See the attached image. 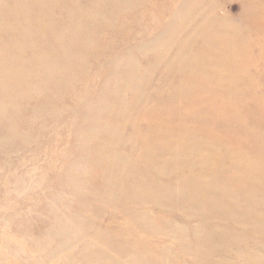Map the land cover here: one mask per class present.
<instances>
[{"label": "rangeland", "instance_id": "1", "mask_svg": "<svg viewBox=\"0 0 264 264\" xmlns=\"http://www.w3.org/2000/svg\"><path fill=\"white\" fill-rule=\"evenodd\" d=\"M252 82L264 107V0H0V264H264V117L240 109L235 141L204 103L142 116L181 93L239 104Z\"/></svg>", "mask_w": 264, "mask_h": 264}, {"label": "bare ground", "instance_id": "2", "mask_svg": "<svg viewBox=\"0 0 264 264\" xmlns=\"http://www.w3.org/2000/svg\"><path fill=\"white\" fill-rule=\"evenodd\" d=\"M205 22L212 23L210 20H207V19H205ZM203 24H204V22H202L200 25L196 26V32L198 33V30H199V32H201L200 35H204V36H207V37L213 36V32H211L210 30L203 31ZM188 40L190 41V37L188 38ZM186 57H187V54H184L183 51H182L179 54L178 58L175 60V62L172 64V66H173L172 69L174 68V69H177L179 71H182L181 73L185 77H188L189 74H191V73H190V69L188 68V66H189L188 62L185 59ZM182 60L186 61V63H184ZM123 64L121 66H122V68L126 67L127 70H124V71L127 73L126 76L128 78H131L132 81H133V80H137L138 77H139V80H140L139 72H138V70H136L134 61L129 60L126 65L123 66ZM197 65H198V61H197ZM121 66H120V69H121ZM229 66L232 67V64H229ZM237 66L239 68H243L244 67L242 65H237ZM212 71H215V70H211V72ZM240 71H242V70H240ZM199 73H201V71H199ZM197 74H198V72H197ZM211 74H213V73H211ZM203 76H204V74H203ZM254 86L255 85H254L253 82L252 83H247L245 85V87L247 89H249V91H247L248 96H246L244 93H241L242 95H240V96H241L242 99H240L239 104L237 102L233 103V102L227 101L225 99V100H222L220 102L219 107H217V106L214 107L213 106L214 103L211 101V99H210L208 94H205V93H199L198 94V93H196L195 95L193 94V96H192V95H188L187 93H183V94L181 93L180 94L181 96H180L179 100H177V101L174 100V102H171L168 105L163 104V105L157 106V107H149V106H147V109L144 111V115H142V116H144L145 118H147V116H149L150 119L163 120V121L167 120L169 116H172L173 119H178L179 118L178 116H176L174 118V115H175L174 113L177 112L181 107H189L190 106L191 109L197 111V110H199L200 105L202 103H204L206 108L209 107V108H212L214 110L213 112H211L212 115H211V117H209L210 122L208 123V125H210V124L217 125V123L221 124L222 125V129H223L222 134H223L224 138H226V137L229 138L230 137V138H232L233 140L236 141L238 139L236 137H237L238 133H240V131H241L240 130V128H241L240 124L243 122V120L241 118H238V113H239L240 109L241 110H243V109L247 110L248 109L251 112L254 111V112L258 113L259 116L264 117V107H260L258 105V103H260V104H262V103L260 101H256V103H254L255 100L252 99V98H254V96L256 97V95L249 96V93L252 94L253 91L251 90V88H253ZM184 91H186V90H184ZM181 99L183 101H181ZM193 105H195V106L192 107ZM182 112H183V110L180 109L179 110V116L180 117L183 116ZM200 112L203 115H205L204 112H202V111H200ZM208 114H210V113H208ZM121 115L124 118H129V117H131L132 114L129 111V112L121 113ZM198 117L200 119L202 118L200 116H198ZM104 118H106L109 121V119L107 117H103L102 119H104ZM104 121H106V120H104ZM251 131L253 132V135L255 136L256 132L254 130H251ZM145 147H146V149H145V151H146L147 150V146H145ZM157 149L158 150L154 151L153 154L152 153L144 154L145 152L143 154H140V156L144 160L143 163L146 166H148V167L149 166H153V165L154 166H158L159 160L161 159V156L166 152V150L160 149V148H157ZM167 150H170L169 152L170 153L172 152V154L178 152V154H180V155H182V154H184L186 152L184 149L179 148L177 146V144L172 145ZM249 150H250L249 152L243 153V157H246V162L250 163L251 168L255 172H258V170H257V166H259V164H258V161H259L258 160V154H259L260 150H256L254 147L249 148ZM189 154H187V155L189 156ZM114 157H116V156H114ZM194 157H196V156H194ZM239 157H241L240 154H239ZM108 160H111V159L108 156L106 157V155L101 152V161H99L97 163L101 171L104 172L105 170H109L110 169L111 164L108 162ZM112 161L114 163L113 164L114 168H118L122 172H128L129 170L134 169L133 166L136 165V162L133 163L130 160H128V158L118 159L116 157V163H115V160H112ZM109 164H110V166H109ZM146 166L142 165V167H146ZM127 184L128 185L123 184V187H125L124 189H129L131 185H132L131 186L132 189L133 188L134 189L135 188H139V186H137L136 184H134V183L132 184V181L130 183L128 181ZM139 193H141L142 195L147 193V185L145 186V188L138 189L136 191L134 190L132 192V195L130 197H128L127 199H130V200L134 199V198L137 197V195ZM143 199H144V201H142V203H147V196L146 197L143 196ZM149 226H151V227L147 228V229L152 230L153 225L149 224ZM94 263L95 264H109L107 262H105V263H96V262H94Z\"/></svg>", "mask_w": 264, "mask_h": 264}]
</instances>
